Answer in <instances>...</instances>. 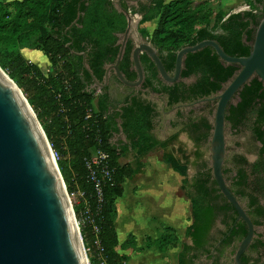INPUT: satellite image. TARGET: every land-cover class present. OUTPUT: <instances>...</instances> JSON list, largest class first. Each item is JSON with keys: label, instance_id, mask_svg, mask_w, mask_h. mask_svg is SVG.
<instances>
[{"label": "trees", "instance_id": "obj_1", "mask_svg": "<svg viewBox=\"0 0 264 264\" xmlns=\"http://www.w3.org/2000/svg\"><path fill=\"white\" fill-rule=\"evenodd\" d=\"M247 1L256 7V11L246 9L228 13L219 10L212 20L207 0L196 4L195 0H156L143 20L158 19L151 37L161 49H168L171 67L179 48L205 38L216 39L230 54L247 55L256 27L264 15V0ZM126 24L125 13L114 5L113 0H0V63L26 95L53 149L59 152L57 162L68 189L75 187L76 180L79 187L92 193L84 157L98 144L99 138L101 145L110 152L114 170L112 178L104 184L100 221L108 264H125L128 259L117 249L116 198L123 194L125 179L141 169V157L158 146L164 148V158L184 176L183 188L192 204V222L185 231L192 243H182L178 264H196L204 252L211 258L215 241L231 230L216 248L219 254L215 264H220V254L231 244H234L232 252H235L239 241L247 234L248 226L243 219L236 221L237 210L217 185L210 162L203 158V152L195 150V154L202 159L196 162L197 172L189 179L188 163L167 148L179 132L167 140L157 138L152 130L153 106L139 102L136 107H127L123 114L124 128L138 156L136 165L123 163L121 157L129 144L121 145L113 141L119 129L116 120L107 116L105 102L98 101L93 92L85 88L79 70L83 56L72 52V49L85 51L90 66L98 70L106 58L113 59L117 49H113L111 44L117 37L116 32L124 30ZM145 33L149 34L147 29ZM21 46L42 50L58 71L45 74L38 64L28 62L19 51ZM5 51L11 55L8 60L4 59ZM128 53L125 55L127 63ZM184 65L183 74H199L198 81L190 87L183 82L170 84L168 91L172 104L220 91L240 69L239 64L222 60L210 45L188 52ZM66 79L71 84L69 89L66 88ZM60 102L65 107L64 111L60 110ZM87 107L93 110L91 116H87ZM226 120L232 128L247 123L260 142L257 159L249 164L248 169L244 165L235 166L236 174L230 184V189L241 201L247 202L248 213L255 225H259L264 223V203L259 201L255 192L264 197V82L257 75L245 83L238 96L229 103ZM187 127L193 139L200 144L210 138L213 123L203 115ZM63 141L67 147H63ZM89 201L94 204L95 199L89 196ZM74 207L78 214L80 205ZM218 218L226 224V229L214 236L212 229ZM81 235L89 249L90 264H100L92 245L91 228L87 224L81 226ZM170 239L173 246L180 242L179 236L167 228L158 238L159 247L166 249ZM249 249L264 253L263 239L254 237ZM241 258L249 262L250 256L244 252ZM260 258H255V261H260Z\"/></svg>", "mask_w": 264, "mask_h": 264}, {"label": "water", "instance_id": "obj_2", "mask_svg": "<svg viewBox=\"0 0 264 264\" xmlns=\"http://www.w3.org/2000/svg\"><path fill=\"white\" fill-rule=\"evenodd\" d=\"M119 5L128 18V26L118 60L111 66L122 80L138 85L140 80L129 81L118 66L132 19L129 10ZM207 45L212 46L222 60L240 65L220 91L199 101L216 99L210 137L211 167L221 191L237 210V219L242 218L248 226L247 234L233 255L234 261L252 264L243 261L241 256L250 246L256 226L228 186L223 167L227 155V107L253 76L257 75L264 82V15L247 55L230 54L216 39L205 38L177 50L173 75L164 68L155 48L149 44L137 45L134 58L142 76L138 55L145 49L153 56L162 76L175 81L180 76L185 55ZM10 79L13 85L0 76V264H90L53 147L22 89ZM220 242L213 246L212 253Z\"/></svg>", "mask_w": 264, "mask_h": 264}, {"label": "flooded vegetation", "instance_id": "obj_3", "mask_svg": "<svg viewBox=\"0 0 264 264\" xmlns=\"http://www.w3.org/2000/svg\"><path fill=\"white\" fill-rule=\"evenodd\" d=\"M113 3L119 10L123 11L119 5V3H121L122 6H124L125 8L129 10V12L131 13V17H132L131 28L127 34V37L124 43L122 57L120 58L118 62V66L129 81L134 82V81L140 80L139 84L137 85V84L125 82L124 80L120 78L116 69L111 66L117 62L119 53L121 50V46L123 44V40L125 39V33H126L127 26H128L127 16H126L127 24H126L125 29L116 32L117 37L115 41L111 44L113 49L114 48L117 49L115 54H113L114 55L113 59L106 58L98 70H94L90 66L88 62L87 53L85 51H75L74 49H72V52H76L77 54H81L79 52L84 53V54H81L83 56L82 57V67H80L79 70H80L81 76L83 77L85 81V88L93 92V94L95 95L98 101H104L105 104L107 105V109H106L107 116L115 119L117 123V127L119 128L117 132H115V135H117L121 139L120 140L121 145L125 143L129 144L131 142V140L129 139L128 132L126 131L123 125L124 123L123 114L125 113V109L131 106L136 107L137 104H139V102H143L144 104L150 103L153 106V109H154L153 110V123L154 124H153L152 130L155 136L161 140H167L171 138V136H173L174 134L180 132L181 130L188 131V133L190 134L189 129L187 127L188 124H190L191 121H199L203 115H206L207 117H209L210 121H212L213 123V117H214V112H215L213 109H209L207 113L206 112L196 113L195 106L202 102L216 104V99H213V100L208 99V100H202V101H199V100L202 98L210 97L214 95L215 93H217L218 91L213 92L209 95L194 98V99L189 98V99L181 100L173 104L170 103L169 101L170 92L168 91V86L170 84H174L175 82H183L186 84V87H190L198 81L199 74H195V73H190L188 75L183 74V71L185 70L184 59L187 54L185 55L183 59V66L181 68V73L178 79L175 81H169L162 76L160 69L158 65L156 64L153 56L149 52H147L145 49H142L138 55L140 67L142 70V76L139 74V71H138L139 69L137 67V64L134 58V48L137 45H140L141 43H145V44H149L153 46L155 48L157 55L161 59V62L164 68L171 75H173L175 72L176 59H175L174 65L171 67L168 49L166 48L161 49L152 40L151 32L153 31V29L150 31L146 25L147 22L151 21L152 19L143 20L148 10L153 5H155L156 0H113ZM145 29L148 30L149 34L145 33ZM69 45H70V42L67 43V46ZM127 53H128V58H129L128 63L126 62V59H125V55ZM238 94L235 97H237ZM227 126H228V123H226V128ZM168 127H170L172 130L170 134L165 133V128H168ZM191 138L193 139L192 136ZM193 141L196 144V150L203 152L202 156H204V151L201 148L202 144L205 143L208 146L205 152L210 151V138L206 142H202V143L200 142V144L199 142H196L194 139ZM259 145H260V142H259ZM171 146H172L171 144H168L167 148L169 149V147ZM257 152H258V149H257ZM257 157L254 160H249L246 156H241V160L243 162V165L246 166V168L248 169L249 164L252 161H255ZM210 165H211V162H210ZM234 167L235 166L233 165H228V146H227V155H226L225 164L223 167V172H224V176L227 180L229 187L232 181V177L236 174V169ZM224 169H229L230 171L225 172ZM255 194L258 195L257 197L259 198V201L261 203H264V197L258 192H255ZM241 202L243 203V206L247 210V202L246 201H241ZM218 219L221 220V218H218ZM237 220L239 219H237L236 217V221ZM222 224H223V227L220 228L219 231L226 229V224L224 222H222ZM259 225L264 226V223H261ZM259 225H255L256 232H255L254 237L259 236L264 241V232L258 229ZM230 231L231 230H229L227 234H229ZM212 233H213V229H212ZM217 234L213 233L214 236H217ZM227 234H225L224 236H222L221 238L215 241V244H216L218 241L221 240V242L216 246V248L221 245L223 239L227 236ZM215 244L213 246H215ZM233 247H234V244L227 246L224 253L220 254V257L218 258V262H220V264H228V263L232 264L233 262H235L234 257H233L235 252H232ZM249 247L245 251L250 256L249 262L252 264H264V259L262 258L260 259V261H255L256 255L253 254L255 250L253 249L250 250ZM216 248H215L214 253H212V249H211V253H212L211 258L208 257L207 253L205 252L202 253L201 256L198 257L196 264H215L216 263L215 260L217 259V256L219 254Z\"/></svg>", "mask_w": 264, "mask_h": 264}, {"label": "crops", "instance_id": "obj_4", "mask_svg": "<svg viewBox=\"0 0 264 264\" xmlns=\"http://www.w3.org/2000/svg\"><path fill=\"white\" fill-rule=\"evenodd\" d=\"M26 50L33 55L38 52L44 55L40 49L27 47ZM120 140L117 135L113 136L115 143L121 144ZM163 154L161 146L145 153L141 157V169L125 179L123 194L116 198L117 249L128 256L125 264L136 259L142 260L140 264H174L168 254L166 257V249L157 247L154 242L167 228L181 237V232L185 234L192 222V204L183 188L184 176ZM137 157L130 142L121 161L135 166ZM187 242L192 243V239ZM148 254L150 258L145 257ZM152 257L154 262L150 260ZM175 264H178L177 260Z\"/></svg>", "mask_w": 264, "mask_h": 264}, {"label": "rangeland", "instance_id": "obj_5", "mask_svg": "<svg viewBox=\"0 0 264 264\" xmlns=\"http://www.w3.org/2000/svg\"><path fill=\"white\" fill-rule=\"evenodd\" d=\"M200 0H195L194 4L198 3ZM208 10H210L212 15V20L215 19V16L219 10H223L224 12H231V11H241V10H254L256 11V7L253 6L251 3H249L247 0H207ZM158 19L154 18L151 21L147 22V28L151 31L155 28L157 24ZM29 46H21L19 51L26 57L28 62H34L40 66L42 71L46 73H56L58 71V68L56 66H53V64L50 62L48 56L44 53H39L37 55L30 54L26 48ZM31 48V47H29ZM32 49V48H31ZM17 50V52H19ZM37 52V51H36ZM11 58V55L8 51H5L4 53V59L8 60ZM1 68L3 71L8 75V72L6 69H4L0 63ZM60 67V65H59ZM9 76V75H8ZM11 77V76H9ZM12 78V77H11ZM13 79V78H12ZM14 80V79H13ZM14 82L17 84V82L14 80ZM18 85V84H17ZM19 86V85H18ZM24 93V92H23ZM26 96V95H25ZM29 101V100H28ZM30 103V102H29ZM216 104L213 103H207L202 102L195 106V112H208L209 109H213L215 111ZM172 132L171 128H165V133L170 134ZM164 133V135H165ZM226 135H227V146H228V165L233 166H241L243 165V162L241 160V156H246L249 160H254L257 155V149L259 142L255 139L252 130L249 128L247 123L244 125H241L238 128H232L229 124L226 128ZM171 147H169L168 150H173L176 155L182 156V161L187 162V176L188 178H192L194 173L197 172V164L196 162L201 160V157H198L195 154L196 150V144L194 143L193 139L191 138L188 131L181 130L177 136L172 142ZM208 146L204 143L202 144V150L204 151L203 158L210 160V151L205 152L206 148ZM187 156V157H185ZM211 162V161H210ZM188 202H191L190 197L186 194ZM192 220V218H191ZM190 220V221H191ZM223 227V224L220 219H217L215 222V226L213 228V233H218L219 229ZM80 228V227H79ZM258 229L264 232V226L259 225ZM81 230V228H80ZM181 237H179L180 242L178 243V246H173V240L170 239L169 245L166 247V250L164 251L170 257V262L175 264V260H177L178 263V252L180 251L182 247V243L185 241H190L189 236H186L181 232ZM82 237V236H81ZM159 238V237H158ZM158 238L155 240V244L160 246V243L158 242ZM82 243L84 245L86 254L88 256V248L85 246V243L82 238ZM256 255V258H262L264 259V253L263 251H257L255 250L254 253ZM148 254L145 257H151ZM260 258V259H261ZM172 259V260H171ZM174 259V260H173ZM89 260V256H88ZM152 262H154L153 257L150 259ZM142 260L136 259L131 264H140ZM90 262V260H89Z\"/></svg>", "mask_w": 264, "mask_h": 264}, {"label": "built area", "instance_id": "obj_6", "mask_svg": "<svg viewBox=\"0 0 264 264\" xmlns=\"http://www.w3.org/2000/svg\"><path fill=\"white\" fill-rule=\"evenodd\" d=\"M70 87L71 84L69 80L66 79V88L69 89ZM60 96L61 95L58 94L57 98L60 99ZM60 110H65L62 102H60ZM86 112L87 116H91L93 114V110L91 107H87ZM101 142L102 140L101 138H99L98 144L92 147L90 154L84 157L85 166L88 171V179L93 187L92 193L89 194L86 189L79 187L76 180L74 181V188L68 189L66 183L65 186L67 196L71 202L78 226L81 228L82 225L87 224L91 228L93 237L92 245L95 249L100 264H108L105 254V247L102 243V230L100 221L102 217L101 212L104 202V184L106 180L112 178V172L114 169L111 165L110 152L101 145ZM63 147H67V143L65 141H63ZM53 152L57 159V157L59 156V152L54 149ZM89 196H92L95 199L94 204H91V202L89 201ZM76 204L80 205L78 214L76 213L74 207Z\"/></svg>", "mask_w": 264, "mask_h": 264}, {"label": "bare ground", "instance_id": "obj_7", "mask_svg": "<svg viewBox=\"0 0 264 264\" xmlns=\"http://www.w3.org/2000/svg\"><path fill=\"white\" fill-rule=\"evenodd\" d=\"M0 76L3 78V79H6L10 84H12L13 85V83H12V80L10 79V77L3 71V69L1 68V66H0ZM23 101L25 102V100L23 99ZM25 105H26V107L29 109V112H31V114H32V111L30 110V108H29V106L26 104V102H25ZM40 128V127H39ZM41 129V128H40Z\"/></svg>", "mask_w": 264, "mask_h": 264}]
</instances>
